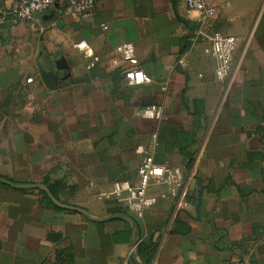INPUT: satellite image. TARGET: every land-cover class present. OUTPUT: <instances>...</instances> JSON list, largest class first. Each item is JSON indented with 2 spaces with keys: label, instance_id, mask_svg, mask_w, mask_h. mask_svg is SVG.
<instances>
[{
  "label": "crops",
  "instance_id": "obj_1",
  "mask_svg": "<svg viewBox=\"0 0 264 264\" xmlns=\"http://www.w3.org/2000/svg\"><path fill=\"white\" fill-rule=\"evenodd\" d=\"M16 2L0 0V15ZM212 3L205 29L239 38L224 82L194 39L203 13L185 0H97L88 19L59 0L0 25V177L91 215L0 181V264H264V0ZM127 42L152 82L122 84ZM149 106L162 117H143ZM147 154L197 170L176 216L171 198L138 217L98 197L137 184Z\"/></svg>",
  "mask_w": 264,
  "mask_h": 264
},
{
  "label": "built area",
  "instance_id": "obj_2",
  "mask_svg": "<svg viewBox=\"0 0 264 264\" xmlns=\"http://www.w3.org/2000/svg\"><path fill=\"white\" fill-rule=\"evenodd\" d=\"M59 0H17L16 5L9 11L0 15V25L4 22L18 24L31 22L37 13L50 9ZM67 15L88 19L94 16L97 0H65ZM188 10L200 11L202 14V26L196 32L194 39L205 41V52L216 62L215 76L218 81L224 82L233 71L234 54L239 38L234 35L224 34L218 31L209 32L205 29L208 21L215 19L218 15L217 8L212 0H185ZM76 47L82 51L89 50L86 41H80ZM118 58L116 63L123 65V85L134 86L152 82V78L137 66L138 60L133 43L127 42L116 47ZM94 61H99L95 56ZM31 80V79H30ZM141 115L146 118L162 117V110L156 106H149L141 110ZM143 152L142 147L137 148ZM197 170L195 167L188 169L170 164L156 163L150 154L144 155L138 166V183L129 181H116L110 187L98 192L100 199L116 198L122 206L138 217H143L147 208L155 205L162 199L171 198L173 201V216L185 210L191 196L193 184L196 180ZM166 186L167 192L159 195L150 193L152 187ZM170 228L166 229V232ZM142 241L139 240L140 243ZM136 248H133L132 254ZM149 264H157L152 261ZM230 264H251L248 260H233Z\"/></svg>",
  "mask_w": 264,
  "mask_h": 264
},
{
  "label": "water",
  "instance_id": "obj_3",
  "mask_svg": "<svg viewBox=\"0 0 264 264\" xmlns=\"http://www.w3.org/2000/svg\"><path fill=\"white\" fill-rule=\"evenodd\" d=\"M81 80H84V79H81ZM0 181L2 182H5V183H8L9 185H13L14 187H33V188H40L42 189L43 191L46 192V194L50 197V199L58 206L60 207H66V208H69V209H72V210H75L77 212H80V213H83L87 216H91L89 211H87L86 209H83L81 207H76V206H70V205H65L61 202H59L55 196L52 194L51 190L46 186V185H43V184H16V183H13L3 177H0ZM125 219H128L129 221H131L133 224L135 223L134 219L129 217V216H121ZM139 237V235H138Z\"/></svg>",
  "mask_w": 264,
  "mask_h": 264
},
{
  "label": "trees",
  "instance_id": "obj_4",
  "mask_svg": "<svg viewBox=\"0 0 264 264\" xmlns=\"http://www.w3.org/2000/svg\"><path fill=\"white\" fill-rule=\"evenodd\" d=\"M46 198H47L48 202L52 203L51 200L48 197H46Z\"/></svg>",
  "mask_w": 264,
  "mask_h": 264
}]
</instances>
